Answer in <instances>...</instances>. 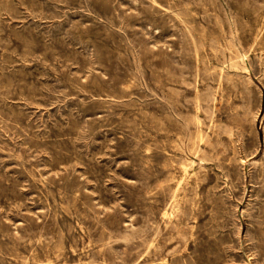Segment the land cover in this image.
Returning a JSON list of instances; mask_svg holds the SVG:
<instances>
[{
    "label": "rangeland",
    "instance_id": "obj_1",
    "mask_svg": "<svg viewBox=\"0 0 264 264\" xmlns=\"http://www.w3.org/2000/svg\"><path fill=\"white\" fill-rule=\"evenodd\" d=\"M0 264H264V0H0Z\"/></svg>",
    "mask_w": 264,
    "mask_h": 264
},
{
    "label": "bare ground",
    "instance_id": "obj_2",
    "mask_svg": "<svg viewBox=\"0 0 264 264\" xmlns=\"http://www.w3.org/2000/svg\"><path fill=\"white\" fill-rule=\"evenodd\" d=\"M150 1V0H149ZM232 44V43H231ZM196 48V47H195ZM200 49V48H199ZM196 54V53H195ZM236 54V53H235ZM262 54V53H261ZM232 56V55H231ZM221 57V56H220ZM237 57V56H236ZM250 57V56H249ZM214 60V59H213ZM235 60V59H234ZM238 60V59H237ZM236 60V61H237ZM233 63V62H232ZM198 64V63H197ZM247 64V63H246ZM225 65V64H224ZM226 67V66H225ZM245 72V71H244ZM208 73V72H207ZM215 73H216V71H215ZM224 73V72H223ZM205 74V73H204ZM251 82V81H250ZM252 85V84H251ZM238 91V90H237ZM213 103H214V101H213ZM109 122V121H108ZM196 124V123H195ZM197 125V124H196ZM212 130V129H211ZM226 131V130H225ZM218 132V131H217ZM228 136V135H227ZM230 138V137H229ZM182 145V144H181ZM195 151V150H194ZM195 155V154H194ZM190 169V168H189ZM197 187V186H196ZM174 195V194H173ZM173 197V196H172ZM175 199V198H174ZM174 213V212H173ZM169 226V225H168ZM17 255V254H16ZM55 256V255H54ZM174 260V259H173ZM48 263V262H47Z\"/></svg>",
    "mask_w": 264,
    "mask_h": 264
}]
</instances>
